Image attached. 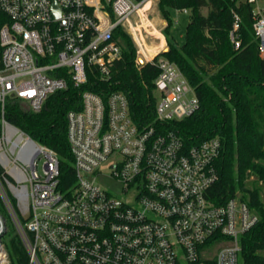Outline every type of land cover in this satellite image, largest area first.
<instances>
[{"label":"built area","instance_id":"2783aa9c","mask_svg":"<svg viewBox=\"0 0 264 264\" xmlns=\"http://www.w3.org/2000/svg\"><path fill=\"white\" fill-rule=\"evenodd\" d=\"M148 1L0 0L9 21L0 27V201L27 264H240L241 237L258 216L238 197L210 200L221 142L186 147L167 126L191 116L198 99L172 62L154 61L159 53L147 60L159 71L155 124L137 125L123 93L81 92V109L66 116L74 178L66 187L57 155L5 118L7 102L38 113L50 95L86 84L93 69L107 80L121 57L117 28L138 48L140 29L160 39L142 19ZM237 1L251 6L264 57V0ZM135 16L141 22L129 25ZM239 24L234 13L235 49ZM99 177L121 184L120 195ZM6 233L0 213V264H10Z\"/></svg>","mask_w":264,"mask_h":264},{"label":"trees","instance_id":"16d2710c","mask_svg":"<svg viewBox=\"0 0 264 264\" xmlns=\"http://www.w3.org/2000/svg\"><path fill=\"white\" fill-rule=\"evenodd\" d=\"M157 6L167 26L172 22L168 9L188 10L189 22L180 47L166 38L167 50L159 53L184 75L198 99L195 112L181 121L169 122L186 147L210 138L221 142L215 162L218 179L209 191L214 204L238 197L258 216V223L240 240V264H264V57L258 51L252 29L251 6L237 0H158ZM207 10L206 15L201 10ZM240 16L235 49L229 39L233 14ZM0 13V27L8 23ZM121 46V57L110 67L109 78H100L97 69L87 72V83L48 97L38 113H32L9 101L5 118L38 144L52 150L59 159L63 187L74 180L72 156L67 140L70 111L81 109L80 94L90 91L105 98L123 93L129 101L133 121L139 126L155 124L157 102L154 80L159 71L149 62L139 64L131 37L122 29L114 31ZM0 213L6 214L0 201ZM6 235V234H5ZM2 241L10 264H27L26 252L16 235Z\"/></svg>","mask_w":264,"mask_h":264},{"label":"rangeland","instance_id":"374dc122","mask_svg":"<svg viewBox=\"0 0 264 264\" xmlns=\"http://www.w3.org/2000/svg\"><path fill=\"white\" fill-rule=\"evenodd\" d=\"M141 10L142 19L145 23H147V30H149L150 32L154 30L157 31L176 47H180L184 43L186 26L190 18V12L188 10L185 11L168 9L172 25L167 35L163 33V30L166 28L167 23L163 19L155 0H150L145 3L142 6ZM201 13L203 15H206L207 10L202 9ZM139 22H141L139 17L135 16L131 18V20L129 21V25H136ZM140 31L141 32H139L137 36V41L140 44L141 48H138L136 42L132 38L131 39L137 51L138 63L144 64L145 62H147V60H150L155 55V53L160 50V48L157 45L159 41L158 39H156L155 34L154 36H149L145 34L143 29H140ZM39 170L41 171V167L39 168ZM98 182L104 188L112 191L117 195H120L122 186L115 180L108 177H99ZM260 188L262 190V195H264V186H260ZM262 199H264V196H262ZM3 217L5 219L7 227L5 238L8 239L15 235V228L7 214H4Z\"/></svg>","mask_w":264,"mask_h":264},{"label":"crops","instance_id":"0c3cea01","mask_svg":"<svg viewBox=\"0 0 264 264\" xmlns=\"http://www.w3.org/2000/svg\"><path fill=\"white\" fill-rule=\"evenodd\" d=\"M160 39H158L159 42L157 44L160 50H158V52H156L155 54L165 52L167 50V44H166L165 38L161 35Z\"/></svg>","mask_w":264,"mask_h":264}]
</instances>
